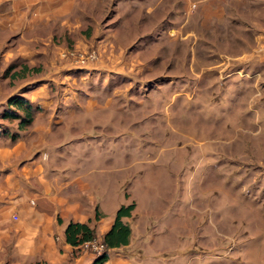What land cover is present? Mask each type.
I'll return each mask as SVG.
<instances>
[{"label":"rangeland","instance_id":"obj_1","mask_svg":"<svg viewBox=\"0 0 264 264\" xmlns=\"http://www.w3.org/2000/svg\"><path fill=\"white\" fill-rule=\"evenodd\" d=\"M125 2L107 0L106 15L150 20L143 33L130 29L131 19L121 23L114 32L121 50L113 41L111 55L97 50L84 66L50 51L59 68L32 65L39 77L30 82L4 78L7 64L0 66V185L18 159L41 153L48 169L72 160L91 175L90 167L111 163L123 196L144 186L155 204L172 205L182 186L183 240L204 264H264V51L253 34L264 25V0H237L229 11L228 0ZM208 5L233 19L206 27ZM97 15L95 7L82 20H91L89 33L97 26L96 35L81 31L56 43L80 50L96 44ZM119 23L110 20L108 30ZM243 41L252 51L240 50ZM15 94L31 104L30 124L18 126L25 109L7 101Z\"/></svg>","mask_w":264,"mask_h":264},{"label":"crops","instance_id":"obj_2","mask_svg":"<svg viewBox=\"0 0 264 264\" xmlns=\"http://www.w3.org/2000/svg\"><path fill=\"white\" fill-rule=\"evenodd\" d=\"M200 1L218 5L225 0ZM228 1L229 11L237 0ZM122 2L127 3L125 0ZM106 3L107 0H0V66H9V70L2 73L3 77L30 82L39 77L31 75L32 65L58 69L59 62L54 64L51 52L64 46L56 41L67 35L76 36L81 31L88 34L89 30H84V27L92 22L82 20L84 16L91 17L95 7L99 13L98 35L101 37L90 39L96 42L92 45L100 56L111 55L108 47L113 41L117 50H121V43L115 39L114 32L121 23L124 25V21L131 19L130 29L143 33L150 16L142 22L139 14L134 13L135 16L126 13L122 21L115 15L118 12L109 18ZM209 5L204 14L205 24L214 18L224 23L233 17L231 14L225 16L228 12L215 13ZM110 20L120 23L108 30ZM92 26L91 36L97 34V26L94 23ZM257 28L253 30L258 37L255 47L264 51V25ZM105 33L107 35H103ZM77 40L73 44L79 45L81 41ZM249 43L243 41L244 46L240 50L252 51ZM246 51L243 56L248 55ZM16 60L20 63L15 64ZM4 153L13 159L8 148ZM42 154L46 158V154L41 153L36 159H18L14 169L3 176L0 185L4 190L0 192V264H90L95 255L65 242L62 234L64 225L68 221L88 222L93 226L94 237L101 241L110 227L115 209L130 201L134 202L130 214L121 218L129 226L128 241L108 248L107 257L101 264H204L202 258L195 255V249L183 240L182 186L175 189L174 194L178 198H174L172 205H158L144 186L137 192L127 191L123 196V191L118 189L123 178L118 177V168L111 166L110 162L104 168L90 167L91 172L96 170L90 175V172L84 174L77 170L84 162L76 164L72 160L55 161L48 169L40 161L45 159ZM98 172L104 174L99 176ZM113 173L114 177L108 181ZM141 192L143 195L148 193L146 202L137 200ZM95 210L99 213L96 219L93 218ZM12 214L16 219L11 218Z\"/></svg>","mask_w":264,"mask_h":264},{"label":"trees","instance_id":"obj_3","mask_svg":"<svg viewBox=\"0 0 264 264\" xmlns=\"http://www.w3.org/2000/svg\"><path fill=\"white\" fill-rule=\"evenodd\" d=\"M8 70L9 66L3 70V74H5ZM7 101L17 109H25L24 117L18 121V126L21 127L30 122L33 108L24 97L20 95H12L8 97ZM3 115L18 117V114L12 110H6ZM133 205L134 202L130 201L126 204L118 205L115 209L110 227L101 238V242L105 245L106 249L127 243L129 237V226L123 222L121 218L130 214ZM98 216L99 213L95 210L93 218L96 219ZM62 234L65 242L73 246H78L81 242L94 237V229L88 222L68 221L63 227ZM106 257L107 251H102L93 258L90 264H101Z\"/></svg>","mask_w":264,"mask_h":264},{"label":"built area","instance_id":"obj_4","mask_svg":"<svg viewBox=\"0 0 264 264\" xmlns=\"http://www.w3.org/2000/svg\"><path fill=\"white\" fill-rule=\"evenodd\" d=\"M97 55V48L94 45H89L81 50L75 47H62L57 50V56L59 58L67 59L72 62V65L76 66H84L88 61L95 60ZM42 157H44V154H42ZM11 218L16 219V215L12 214ZM55 239H58V237L55 236ZM78 246L95 256L107 250L105 245L95 237L81 242Z\"/></svg>","mask_w":264,"mask_h":264}]
</instances>
